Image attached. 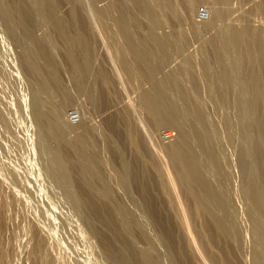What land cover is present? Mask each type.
Returning a JSON list of instances; mask_svg holds the SVG:
<instances>
[{"label": "rangeland", "instance_id": "obj_1", "mask_svg": "<svg viewBox=\"0 0 264 264\" xmlns=\"http://www.w3.org/2000/svg\"><path fill=\"white\" fill-rule=\"evenodd\" d=\"M22 1V9L14 7L12 15L9 13L5 18L4 10L11 1L0 0V264H143L139 253L143 249L161 264H264V94L259 103L263 112L259 128L251 108L255 83L247 75L251 66L255 67L264 85V0L224 2L223 6L226 3L225 7L235 8H227L224 17L219 13V0H158L165 25H158L155 30L161 36L170 34L166 36L173 39L175 48L160 64L157 75H177L173 76L185 95L176 88H172V95L179 96L181 103L185 100L189 103H182V113H186L192 136L195 138L197 131L200 132L210 148L198 143L195 146L194 142L206 167L203 166L206 173L202 172V176L215 190L213 199L210 200L212 190L210 197L207 196L213 210L206 212L211 217L202 210L199 212L196 198L187 192L190 186L197 189L199 184L184 182L176 164L171 163L168 148L179 135L178 127L154 124L147 113L143 89L151 88L152 80L147 78L124 31L115 21L117 13L115 17L112 12H117L116 0L57 2L62 21L66 19L68 28L80 27L91 42V95L77 91L70 63L65 58L67 43L58 25L42 16L37 0ZM110 2L114 9L102 16L96 13V6ZM201 6L213 8L219 14L212 27L206 28L198 18ZM18 11L23 13L20 12V17ZM140 14L137 18L144 16L138 20V23L143 20L142 25L133 26L138 37L149 31L147 14L142 17ZM231 21L245 28H261L262 40L256 41L259 38L253 34V41L247 37L240 45L227 42L223 33ZM27 27L34 32L33 37L25 32ZM43 35L48 37L64 87L74 94L72 101L48 77L50 70L34 52ZM224 59L227 64L223 67ZM221 61L224 63L220 64ZM43 82H48V86L44 87ZM35 97L64 128L63 139L69 147L67 157L75 173L71 183L52 159V147L60 146L61 141L48 137L37 121ZM72 110L79 113L77 123L69 118ZM164 130H172L173 138L164 139ZM240 153L247 159V173L240 168ZM74 160L91 170L102 192L89 187ZM165 177L169 180L167 189L175 196V207H171L169 192L163 188L161 180ZM255 190L260 194L258 201L254 199ZM219 201L226 208L224 204L223 209L219 210L220 205L216 208ZM218 210L224 219H220ZM213 211L218 213V218L212 216ZM178 217H183L182 222ZM214 217L225 227L229 224L232 230L230 226L225 231L219 230L216 222L213 223ZM38 241L42 242L43 250L36 249Z\"/></svg>", "mask_w": 264, "mask_h": 264}, {"label": "bare ground", "instance_id": "obj_2", "mask_svg": "<svg viewBox=\"0 0 264 264\" xmlns=\"http://www.w3.org/2000/svg\"><path fill=\"white\" fill-rule=\"evenodd\" d=\"M11 2H9L8 4V7L6 10H4V15H5V18L7 16V14L9 15H12L11 13L14 12V7H18L17 9H19L20 7H22V3L23 1L22 0H10ZM97 1V0H96ZM112 1V0H111ZM220 1V7H219V13L222 14V16H226L227 13H228V9L229 8L231 10L232 8V5L229 7H225V4L224 6L222 5V3L224 2H227V3H230L231 1L233 0H219ZM57 2L58 0H37V3L40 7V10L42 12V16L47 19V20H51L53 22H55L58 27H59V31L60 33L62 34V36L64 37V41H66L67 43V46L65 47L66 48V52L64 51V53H66V59H68L69 63H70V66H71V69H72V74H73V80L75 82V85L77 86V91L79 92H85L86 94H90L92 93L91 90L90 91V87H89V78L90 76L92 75L93 73V64H92V56L93 54H91V45L88 41V38H87V35H85V33L83 32V30L76 27L74 29V31H72V29L74 28H68L67 26V22H66V19L64 18V21L66 23H64V21H62V17H60L59 15V11L57 8ZM62 2V1H61ZM77 2V1H76ZM75 2V3H76ZM108 2V1H107ZM217 2V1H216ZM235 2V0H234ZM233 2V3H234ZM114 3V2H112ZM132 3V5H131ZM96 4V3H94ZM105 4V3H104ZM116 6H114L113 4H108L106 3L105 6H102V7H99L97 8L96 6V13L98 14H101V16L103 15V13L105 12H109V10L112 9V7L114 6L115 8L117 7V12H114L113 10V14L114 13H117V17L115 15V17L117 18V20H115V17H114V20L117 22V24L121 27L122 31H124L129 44H130V47L132 48V52L134 53V55H136L135 57L137 58V61L141 62V66L143 68V70H145L144 72L148 74L147 78L149 77V79H151V88H148V89H143V100H144V103L146 105V108L148 109L149 112L148 115H151L152 117V120L154 121V124H168V125H174L176 127H178L179 129V135L177 136V138H175L174 140H172V144L169 146L168 148V154L170 156V159L172 160L171 163H175L179 170L178 173H180L179 176L180 179H184L185 181L184 182H190V181H193V183L195 184L196 182L199 184V188L198 186L196 185L197 189L195 187H191L189 184L190 189L189 193H191L195 198H196V202L199 203L200 205H198L199 207H197V203L195 202V199H194V202H195V206L196 208H200L198 209L199 212H210L213 210V208H210V202H209V199L208 197H210L208 194L211 192L212 190V193H210L211 199H213V196L215 194V190H214V187L212 186V183H209V180L206 181L203 176H202V172H205L206 171H203L206 167L203 165L204 162H202L203 159H201V156H200V153L199 151L197 150V148L194 147V142L196 143V145H202L206 148H209V146L204 143L203 139H202V136H201V133L197 131L196 133V136L195 138L192 136V131H191V128H190V125L187 123L188 120H186L187 116L186 113L185 115L182 113L184 112L183 109H184V105L185 104L184 102L186 101L185 100L184 102L182 101H179L178 97H174L172 95V91L173 90H176L178 92H181L182 88L181 86H179L178 84V79L176 80V77L177 75L173 76V75H166L164 77H158L157 75V70L160 69V64H162L163 62H165V60L170 56L171 52L173 51V48H175V44H174V41L171 37L169 36H166L167 34H165L166 32H163V29H162V32L165 34L164 36H161L159 35L160 32L157 30H155V28L158 26V25H161L162 27V23L163 21L165 20L162 16H161V13H160V10L158 8V0H116V2L114 3ZM235 4V3H234ZM35 5V4H34ZM131 6H134V10H137L136 12H134L132 9H131ZM219 5V4H218ZM217 5V6H218ZM25 5L23 4V7ZM73 6V5H72ZM94 6V7H95ZM235 6V5H233ZM27 7V6H26ZM29 8V7H28ZM62 8V7H61ZM74 8V6L72 7ZM209 8V7H208ZM22 8H20L21 10ZM232 9H235L234 7ZM24 10V9H23ZM25 10L27 11V9L25 8ZM30 10V9H29ZM77 10V9H76ZM75 10V11H76ZM86 10V9H85ZM119 10V11H118ZM16 11V10H15ZM21 12V11H20ZM20 12L18 11V15L20 14ZM24 12V11H23ZM74 12V10H73ZM87 12V10H86ZM111 12V11H110ZM119 12V14H118ZM209 12H210V17L208 19H205V20H201L203 22V25L209 27H212L214 24H215V21L216 19H218L219 17V14H216L215 11L213 10V8H209ZM236 12V11H235ZM17 13V12H16ZM22 13V12H21ZM76 13V12H75ZM140 13H143L145 16H148L147 18L149 19V21L146 22V19L144 21V23H148L149 22V31L145 30L148 32V34H145L143 36H139L138 37V32L139 30L142 29V27L138 30L137 28L139 26H137L136 23H138V20H141L143 17L141 15L142 18L138 19L137 17L139 16ZM218 13V12H217ZM23 14V13H22ZM21 14V15H22ZM93 14V12H92ZM98 14V15H99ZM110 14V13H109ZM108 14V15H109ZM112 14V15H113ZM14 15V14H13ZM17 15V14H16ZM106 15V14H105ZM138 15V16H137ZM89 16V15H88ZM239 16V15H238ZM16 17V16H15ZM20 17V15H19ZM18 17V18H19ZM22 17V16H21ZM27 17V16H26ZM25 17V19H26ZM111 17V16H110ZM140 17V16H139ZM101 18V17H100ZM104 18V17H103ZM109 18V17H108ZM226 18V17H225ZM239 17H237L238 19ZM32 20V18H29ZM69 19V18H68ZM144 19V18H143ZM232 19V18H231ZM19 20V19H18ZM28 20V19H27ZM89 20V19H88ZM108 20V19H107ZM236 20V19H234ZM20 21V20H19ZM26 21V20H25ZM106 21V20H105ZM238 21V20H237ZM29 22V21H28ZM35 22V21H34ZM74 21H72L71 23H73ZM114 22V21H113ZM143 22L140 21V23ZM232 22V21H231ZM236 22V21H235ZM234 22V24H235ZM79 23V22H77ZM106 23V22H105ZM104 23V24H105ZM115 23V22H114ZM138 23V24H140ZM237 23V22H236ZM27 24V23H26ZM82 24V23H81ZM107 24V23H106ZM136 24V25H135ZM233 22L232 23H228L227 22V30H226V33L222 32L224 35H222V38L223 39V36L225 37V40L227 42H234V44L236 45H240V43L242 42L243 39L245 38H249V41H253V34L256 36V38L258 37L259 39H257L256 41L260 40L261 38V34H262V31H261V28H257V27H249V28H245V27H242L240 25H234ZM24 25V23H23ZM34 25V24H33ZM32 25V26H33ZM109 25V23H108ZM135 27L137 26V28H135L138 32L136 34H138L137 36L135 35L134 33V26ZM142 25V23H141ZM164 25H165V22H164ZM163 25V26H164ZM28 26V25H26ZM87 26V25H86ZM90 26V25H89ZM223 26V25H222ZM225 26V25H224ZM249 26V25H248ZM247 26V27H248ZM24 27V26H23ZM31 27V26H30ZM30 27H27L26 28V33L28 35H31V37H33V33L30 31ZM34 27V26H33ZM106 27V26H105ZM117 27V26H116ZM88 28V27H87ZM147 28V29H148ZM159 28V26L157 27ZM156 28V29H157ZM200 28V26H199ZM220 28V27H219ZM118 29V28H117ZM56 30V29H54ZM223 30V29H222ZM111 31H112V28H111ZM200 32V29L198 30ZM87 32V31H86ZM161 32V34H163ZM204 32V31H203ZM57 33V32H56ZM116 33H118L116 31ZM146 33V32H145ZM60 34V35H61ZM88 34V33H87ZM123 33H121L122 35ZM124 35V34H123ZM170 35V34H168ZM263 35V34H262ZM44 36V35H43ZM43 36L41 37V41L37 39H35L34 41L36 42V40H38V47L35 49L36 46H34V49L36 51H34L36 53V56L37 58L41 60V64L43 62V64L46 65V67L50 70H48L50 73H51V76H48V77H51L50 79H52L54 82L55 85H58L59 87H61L65 92H66V96L65 98H67L68 101H72L74 99V94L72 92H70L68 89H66L63 85V81L59 75V67L57 68V64L58 62L56 63V60H55V57H54V52L50 49V46L48 44V37L44 36L45 38H43ZM171 36V35H170ZM173 36V35H172ZM214 36V35H213ZM216 36V35H215ZM214 36V37H215ZM35 37V36H34ZM214 37L213 38V42H214ZM221 37V36H220ZM124 38V37H123ZM209 38V37H208ZM216 38V37H215ZM90 40V39H89ZM262 40V38H261ZM217 41V40H216ZM214 42V44H216L217 42ZM126 42V41H125ZM259 42V41H258ZM261 42V41H260ZM63 43V41H62ZM65 43V42H64ZM36 44V45H37ZM250 45V42L248 43ZM252 44V43H251ZM256 44H258L256 42ZM127 45V44H126ZM256 46V45H255ZM254 46V47H255ZM259 46V44L257 45ZM261 46V45H260ZM64 47V46H63ZM62 47V48H63ZM129 47V48H130ZM262 47V46H261ZM260 47V49H261ZM56 48V47H55ZM64 48V50H65ZM127 48V47H126ZM219 48V47H218ZM240 48V47H238ZM252 47H250L251 49ZM130 50V49H129ZM216 50V48H215ZM252 50V49H251ZM263 50V49H262ZM58 51V50H57ZM93 51V50H92ZM264 51V50H263ZM131 52V53H132ZM216 52V51H215ZM132 53V54H133ZM218 53H219V49H218ZM247 55V54H245ZM23 57V56H22ZM97 57V56H96ZM249 57V56H247ZM171 59V58H170ZM222 59V58H221ZM225 60V59H224ZM223 60V61H224ZM249 60V59H248ZM58 61V60H57ZM136 61V60H135ZM220 64H222V62ZM252 63H254V60H251ZM250 61V63H251ZM137 62V63H138ZM224 63V62H223ZM249 63V64H250ZM227 64L226 60H225V63L222 65L224 67V65ZM252 65V64H251ZM254 65V64H253ZM63 66H66V65H63ZM140 66V67H141ZM258 66V65H257ZM139 67V66H138ZM45 68V69H47ZM140 68V70L142 69ZM257 68V67H256ZM170 70V69H169ZM245 70V69H244ZM258 70V69H257ZM255 69V67L251 66V68L248 70L247 72V75L248 77L253 80L252 82L255 83V86L254 84L252 83V88L254 86V89L252 90V101H253V107L251 106V108H253V111L255 113V116H256V120H255V125H257L259 127L260 125V122L262 123L263 121H261V118H260V111L262 109V107H260L261 105L259 104L260 103V100L264 94V89H263V86H262V81H260V79H263L261 78L260 74H258V71ZM247 71V70H246ZM260 71V70H259ZM143 72V71H142ZM160 72V71H158ZM145 73L143 75H145ZM245 73H243L244 75ZM96 75V74H95ZM162 75V74H161ZM245 75V76H247ZM260 77V78H259ZM45 79V77H44ZM47 79V78H46ZM71 79V78H69ZM148 79V80H149ZM248 79V78H247ZM246 79V80H247ZM248 81V80H247ZM250 81V80H249ZM49 82V81H48ZM48 82H43V86L44 87H47L48 85ZM47 83V84H46ZM70 83V82H69ZM149 83V82H148ZM264 83V82H263ZM72 84V83H71ZM42 86V85H41ZM75 86V87H76ZM64 87V88H63ZM67 87V86H66ZM70 88V87H69ZM94 88V87H93ZM173 88V90H172ZM176 88V89H175ZM46 89V88H45ZM95 89V88H94ZM74 90V89H73ZM172 90V91H171ZM63 93V92H62ZM183 93V91H182ZM175 94V93H174ZM180 94V93H179ZM91 95V94H90ZM185 95V93H183V96ZM177 96V95H176ZM34 97V96H33ZM180 98V97H179ZM185 98V97H184ZM187 98V97H186ZM34 100V110L36 111L35 113L37 114L36 115V118H37V121L43 126L45 132H46V135H49L48 137H57L60 139L61 141V144L60 146H57L56 148L55 147H52L50 150H51V153H52V159H54L55 163H56V166L59 168L61 174L63 175V177L69 182H73V176H74V172H73V166L71 165V162L69 161L68 157H67V153H69L67 150H69L68 148V144L66 141H64L63 139V136L65 134V131H64V128L63 126L57 121L55 120L51 114L49 112H46L43 107L41 106V102L38 100V98L35 97V99L33 98ZM142 102V101H141ZM187 102V101H186ZM32 103V102H31ZM188 103V102H187ZM189 104V103H188ZM33 105V104H32ZM186 107L189 109V105ZM261 108V109H260ZM145 110V109H144ZM185 110H187L185 108ZM150 113V114H149ZM253 113V114H254ZM263 113V112H262ZM261 113V114H262ZM83 118V114H80ZM183 115L185 116V119L183 118ZM264 116V115H263ZM261 116V117H263ZM260 118V119H259ZM188 119V118H187ZM254 119V118H253ZM151 121V120H150ZM83 122V119L80 121V123ZM254 122V121H253ZM79 123V124H80ZM253 124V123H252ZM262 125H264V123H262ZM264 127V126H263ZM260 128V127H259ZM258 128V130H260ZM261 131V130H260ZM263 131V130H262ZM257 133V131H256ZM264 134V132H263ZM145 138V137H144ZM264 138V137H263ZM141 139V138H140ZM56 140V138H55ZM263 140V139H262ZM51 141V140H50ZM144 141V140H143ZM258 142H259V139H258ZM136 143V142H135ZM138 143V141H137ZM140 143V141H139ZM198 143V144H197ZM260 143V142H259ZM143 144V143H142ZM145 144V143H144ZM163 146L164 143H162ZM51 145V144H50ZM263 145V144H262ZM160 146V144H159ZM264 146V145H263ZM139 147V146H137ZM161 147V146H160ZM257 147V145H256ZM259 147V150L261 149L260 146ZM210 149V148H209ZM241 149V148H240ZM264 149V148H262ZM49 150V151H50ZM140 150V149H139ZM263 152V151H262ZM147 153V152H146ZM261 153V152H260ZM149 154H151L149 152ZM148 154V155H149ZM167 154V156H168ZM263 154V153H262ZM154 155V154H153ZM217 155V154H216ZM240 156L239 157V160H240V163L239 165H241L240 168L243 169L244 172H248V169H249V165H248V162H247V159L245 156L241 155L240 153ZM152 157V156H151ZM155 157V156H154ZM260 157V156H259ZM153 158V157H152ZM142 159V158H141ZM149 159V158H148ZM264 159V158H263ZM262 160V159H261ZM143 162V160H141ZM76 161L74 160V163ZM157 162V161H156ZM154 162V163H156ZM166 162V161H165ZM170 162V161H169ZM236 162V161H235ZM73 164V163H72ZM76 164L78 165V168H79V173L80 175L82 174V177L84 176L85 180L88 182V184L90 185L89 187H91V189H95L97 191H100L102 192L99 184L97 183L94 175L92 174L91 170L84 166V165H79L77 162ZM166 164V163H165ZM156 165V164H155ZM203 166L205 167L203 169ZM150 167V166H149ZM152 167V165H151ZM157 167V165L155 166ZM153 168V167H152ZM158 168L159 170L161 169L160 166L158 165ZM142 169V168H141ZM156 169V168H155ZM154 169V170H155ZM163 169V167H162ZM176 169V168H175ZM158 170V169H156ZM167 171V170H166ZM175 171V170H174ZM246 172V173H247ZM74 173V174H73ZM149 173V172H148ZM163 173V172H161ZM143 175V174H142ZM166 175V173H165ZM164 175V176H165ZM206 175V174H205ZM159 178H160V174L158 175ZM162 176V175H161ZM205 177V176H204ZM163 178V176H162ZM166 179H160L161 182H162V185L165 186L163 187L164 189L166 188L167 189V186L169 184V180H167V177H165ZM208 178V176H207ZM206 178V179H207ZM82 179V178H81ZM182 181V180H181ZM195 181V182H194ZM207 182L210 184H207ZM192 183V182H191ZM192 183V184H193ZM196 183V184H197ZM241 183V182H240ZM174 184V183H173ZM184 184V183H183ZM185 185V186H187ZM77 186V185H76ZM81 186V185H80ZM141 186V185H140ZM194 186V185H192ZM213 187L210 189V187ZM88 187V186H87ZM162 188V187H161ZM169 188V187H168ZM254 188V187H253ZM89 188V191L91 190ZM170 189V188H169ZM165 190V191H166ZM214 190V191H213ZM256 192H253L254 193V199L255 200H259L260 199V194L259 192H257V190H255ZM169 192V190H168ZM174 192V191H173ZM172 192H169L168 193V199L171 203V207L174 206L175 207V202H174V198L175 196L173 197V193L171 194ZM89 195V194H88ZM156 195V194H155ZM175 195V194H174ZM208 196V197H207ZM215 196V195H214ZM193 197V198H194ZM100 198V197H99ZM221 198V197H219ZM103 199V198H102ZM105 199V198H104ZM159 200V199H158ZM219 200V199H218ZM92 201V200H91ZM191 201V200H190ZM213 201V200H212ZM215 201V200H214ZM213 201V202H214ZM220 201H223L220 199ZM220 201H219V204L217 202V207H216V203H213L211 202V204H215V207L218 208L220 205V209L222 208L224 202L222 204H220ZM86 202V201H85ZM168 202V201H167ZM78 203V202H77ZM93 203V202H92ZM86 204V203H85ZM169 204V203H168ZM194 204V203H193ZM149 205V204H148ZM179 205V204H178ZM213 205H211L213 207ZM225 205V204H224ZM180 206V205H179ZM203 206V207H202ZM95 207V206H94ZM106 207V206H105ZM194 207V206H193ZM203 209H202V208ZM108 208V207H107ZM224 208V207H223ZM222 208V209H223ZM225 208H226V205H225ZM96 209V208H95ZM98 209V208H97ZM173 209H176V208H173ZM172 209V210H173ZM212 209V210H211ZM241 209V208H240ZM195 210V208H194ZM216 210V209H214ZM219 210H218V213H219ZM224 210H227V209H224ZM223 210V212H224ZM101 211V210H100ZM175 211V210H174ZM179 211V210H178ZM177 211V212H178ZM207 211V212H206ZM106 212V211H105ZM104 212V213H105ZM176 212V211H175ZM174 212V213H175ZM214 212V211H213ZM212 212V213H213ZM222 212V213H223ZM102 213V211H101ZM215 213V212H214ZM218 213L215 215H212V216H217ZM221 213V214H222ZM87 215V214H86ZM143 215V214H142ZM176 215V214H175ZM178 215V214H177ZM207 215H211V214H208ZM220 215V213H219ZM85 216V215H84ZM93 216V214H92ZM97 216V215H96ZM180 216V215H179ZM221 216V215H220ZM219 216V217H220ZM86 217V216H85ZM98 217V216H97ZM97 217H96V220H97ZM211 217V216H210ZM214 217V218H215ZM225 217V216H224ZM93 218V217H92ZM179 219H181V222H182V218L178 217ZM213 218V217H212ZM218 218V216H217ZM215 218L213 221V223L215 224L216 222V225H217V228L219 230H222V231H225L224 229H226V227L224 226V223ZM226 218H228V216H226ZM86 219V218H85ZM106 219V218H105ZM167 219V218H166ZM170 219V218H169ZM220 219H224L222 216ZM94 220V218H93ZM108 220V219H107ZM159 220V219H158ZM85 221V220H84ZM91 221V220H90ZM226 221V219H225ZM224 221V222H225ZM162 222V221H161ZM180 222V221H179ZM201 222V221H200ZM212 222V221H210ZM228 222V220H227ZM87 223L88 220H87ZM106 223V221H105ZM174 223V222H173ZM116 224V223H115ZM176 224V223H175ZM182 224H185V223H182ZM114 225V224H113ZM172 225V224H171ZM213 225V224H212ZM226 225V224H225ZM109 226V225H108ZM174 226V225H173ZM177 226V225H176ZM208 226V225H207ZM215 226V225H213ZM230 225L228 224V227ZM88 227V226H87ZM165 227V226H164ZM178 227V226H177ZM187 227V225H186ZM209 227V226H208ZM227 227V228H228ZM231 227V226H230ZM166 228V227H165ZM183 228V227H182ZM213 228V227H212ZM216 228V227H215ZM89 229V228H88ZM96 229V228H95ZM180 229V228H179ZM186 229V228H185ZM217 229V231H218ZM232 230V227L230 228ZM36 230V229H35ZM94 231V229H93ZM183 231V229H182ZM186 231V230H185ZM211 231V230H209ZM222 231H220L219 233H221ZM248 231V230H247ZM92 232V228H91V231ZM171 232V231H170ZM179 232V230H178ZM39 233V232H38ZM97 233V232H96ZM146 233V232H145ZM166 233V232H165ZM183 233V232H182ZM185 233H188V232H185ZM216 233V232H215ZM218 233V232H217ZM223 233V232H222ZM33 234V233H32ZM94 234V233H93ZM98 234V233H97ZM171 234V233H170ZM175 234V233H174ZM225 234V233H224ZM223 234V235H224ZM35 235V234H34ZM37 235V234H36ZM41 235V234H39ZM43 235V234H42ZM188 235V234H185V236ZM176 236V235H175ZM184 236V237H185ZM215 236V235H214ZM229 236V234H228ZM34 237V236H33ZM225 237V236H224ZM37 238V237H36ZM173 238V237H171ZM231 238V236H230ZM38 239V238H37ZM44 239V238H43ZM46 239V238H45ZM160 239V237H159ZM167 239H168V236H167ZM186 240V237L184 238ZM217 240V237L215 238ZM220 239V238H219ZM222 239V238H221ZM47 240V239H46ZM163 240V239H162ZM166 240V239H165ZM175 240V239H173ZM44 241V240H43ZM184 241V240H183ZM2 242V241H1ZM164 242V241H162ZM175 242V241H174ZM174 242L172 241V244H174ZM188 242V240L186 241ZM190 242V241H189ZM224 242V241H223ZM221 243V242H220ZM1 244V243H0ZM121 244V243H120ZM171 244V243H170ZM188 244V243H187ZM2 245V244H1ZM166 245V244H165ZM168 245V244H167ZM192 245V244H190ZM176 246V245H175ZM128 247V246H127ZM189 247V246H188ZM192 247V246H191ZM43 248V244L41 241H38L37 244H36V249H42ZM49 248V247H47ZM46 248V249H47ZM121 249V248H120ZM128 249V248H127ZM189 249V248H188ZM43 250V249H42ZM49 250V249H48ZM47 250V251H48ZM115 250V249H114ZM142 250V249H141ZM147 250V249H146ZM170 250V249H169ZM190 250V249H189ZM31 252V250H29ZM40 251V250H39ZM106 251V250H105ZM119 251V250H118ZM128 251V250H127ZM180 251V250H179ZM29 252V254H30ZM50 252V251H49ZM122 252V251H121ZM171 252V251H170ZM193 252V251H192ZM41 253V252H40ZM127 253V252H126ZM140 256L142 257L143 259V264H161L157 261L156 258H154L149 252L145 251V249H143L141 252ZM155 253V252H154ZM168 253V252H167ZM48 254V253H47ZM192 254V253H191ZM51 255V254H50ZM128 255V253H127ZM36 257V256H35ZM53 257V256H52ZM120 257V256H119ZM251 256H249L250 258ZM37 258V257H36ZM35 258V259H36ZM117 258V257H116ZM159 258V257H158ZM161 258V257H160ZM28 259V258H27ZM50 259H51V256H50ZM141 259V260H142ZM49 260V258H48ZM53 260V258H52ZM250 260H252L250 258ZM33 261V260H32ZM51 261V260H50ZM115 261V260H114ZM123 261V260H122ZM171 261V260H170ZM263 261V260H262ZM35 262V261H34ZM52 262V261H51ZM116 262V261H115ZM125 262H126V258H125ZM172 262V261H171ZM174 262V261H173ZM30 263V262H29ZM113 263V262H112ZM249 263H252L249 262ZM261 263V262H260ZM35 264V263H34ZM115 264V263H114ZM128 264V262L126 263ZM171 264V263H170ZM173 264V263H172ZM236 264V263H235ZM257 264V263H256ZM259 264V263H258Z\"/></svg>", "mask_w": 264, "mask_h": 264}, {"label": "built area", "instance_id": "obj_3", "mask_svg": "<svg viewBox=\"0 0 264 264\" xmlns=\"http://www.w3.org/2000/svg\"><path fill=\"white\" fill-rule=\"evenodd\" d=\"M210 17V12L209 9L206 6H201L200 9L198 10V18L200 20H205ZM69 118L73 123H77L80 120L79 113L77 111H70L69 113ZM162 136L164 139H172L174 136V132L172 130H164L162 132Z\"/></svg>", "mask_w": 264, "mask_h": 264}]
</instances>
